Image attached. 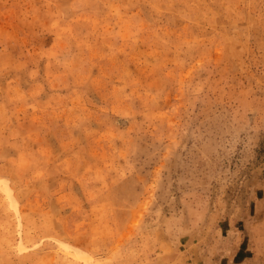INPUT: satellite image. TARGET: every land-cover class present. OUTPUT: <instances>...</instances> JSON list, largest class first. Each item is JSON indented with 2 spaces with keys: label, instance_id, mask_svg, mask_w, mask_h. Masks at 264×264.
<instances>
[{
  "label": "rangeland",
  "instance_id": "rangeland-1",
  "mask_svg": "<svg viewBox=\"0 0 264 264\" xmlns=\"http://www.w3.org/2000/svg\"><path fill=\"white\" fill-rule=\"evenodd\" d=\"M0 264H264V0H0Z\"/></svg>",
  "mask_w": 264,
  "mask_h": 264
}]
</instances>
